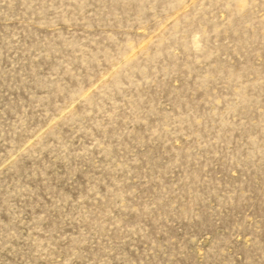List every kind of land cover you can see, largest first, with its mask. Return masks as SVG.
<instances>
[{
  "label": "rangeland",
  "instance_id": "obj_1",
  "mask_svg": "<svg viewBox=\"0 0 264 264\" xmlns=\"http://www.w3.org/2000/svg\"><path fill=\"white\" fill-rule=\"evenodd\" d=\"M0 264H264V0H0Z\"/></svg>",
  "mask_w": 264,
  "mask_h": 264
}]
</instances>
